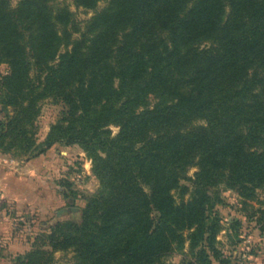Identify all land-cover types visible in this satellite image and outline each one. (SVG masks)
<instances>
[{"label": "trees", "instance_id": "trees-1", "mask_svg": "<svg viewBox=\"0 0 264 264\" xmlns=\"http://www.w3.org/2000/svg\"><path fill=\"white\" fill-rule=\"evenodd\" d=\"M53 1L0 0V151L79 144L101 189L12 264L60 250L73 264H162L185 246L192 264H237L218 235L241 219L227 227L214 208L220 186L249 200L264 185V0H109L84 27ZM47 98L66 110L38 143Z\"/></svg>", "mask_w": 264, "mask_h": 264}, {"label": "rangeland", "instance_id": "rangeland-1", "mask_svg": "<svg viewBox=\"0 0 264 264\" xmlns=\"http://www.w3.org/2000/svg\"><path fill=\"white\" fill-rule=\"evenodd\" d=\"M19 1L11 0V5L16 7ZM73 1L54 0L53 5H68L81 27H84L86 22L96 12L104 9L109 2L102 0L96 10H86L76 7ZM74 37H78V34ZM8 71V64L0 63V75H5ZM1 108L0 102V120L5 119V113ZM65 110V105L53 98L41 102L40 115L35 124L38 143L45 140L51 125L62 119ZM201 124L205 122L203 120L195 122V125ZM109 129L112 135L119 131V127L113 124ZM28 162H35L36 166L27 164ZM92 166V159L79 144L55 143L43 154L35 157L6 154L0 151V167H2L0 177L3 171L9 175L15 173L17 176V181L10 178H6V181L0 179V187L3 189L9 184L14 185L15 181L20 188H23L17 189L15 194L11 192L16 196L20 195L19 198L23 202L21 206L13 204L16 203L13 202V198H8L7 202L0 205V264H11L17 254L30 250L32 245L36 244L37 235L49 233L57 222L81 221L82 209L87 200L101 189L100 181L93 172ZM196 170L195 167L191 168L187 175L193 176ZM182 184L190 183L182 181ZM180 192V190L173 192L177 200L180 199ZM217 194L220 203L214 210L218 212L225 225L230 227L231 218L241 219V225H235L230 231L223 230L218 235L219 247L224 255H234L240 247L248 248L247 254L262 249L264 245L259 246L258 242L262 235L260 220H264V185L257 188L255 197L249 200L242 199L235 191L227 190L223 186H220ZM188 197L189 194H186L185 198ZM36 200L40 202L37 203ZM249 239H251L250 243L247 242ZM47 248L51 251V248ZM73 263V252L69 250L54 252L51 262V264ZM162 264H192V255L185 246L184 250L175 249L163 257Z\"/></svg>", "mask_w": 264, "mask_h": 264}, {"label": "crops", "instance_id": "crops-1", "mask_svg": "<svg viewBox=\"0 0 264 264\" xmlns=\"http://www.w3.org/2000/svg\"><path fill=\"white\" fill-rule=\"evenodd\" d=\"M32 164L33 166H36V163L35 162H28L27 164ZM0 168H2V167H0ZM2 173V175H1V177H0V179H1V181H6V178H10V179H13V180H15V181H17L16 180V175H15V173H11L10 175H9V173L8 174H6L7 172L6 171H3V172H1ZM14 181V185L13 184H9V186H4V190H5V192L7 193V196H6V193H5V198H4V202H7V199L8 198H13V202H16V203H13V204H18L17 206H21V204L23 203L21 200H20V195L18 196H16V195H14L15 194V191L17 190V189H23V188H20L18 185H17V183ZM6 185V184H5ZM19 187V188H18ZM11 192H13V193H11ZM18 199V200H17ZM34 201H35V198L33 199ZM3 202V203H4ZM36 202L37 203H39L40 201H38V200H36ZM2 203V204H3ZM25 204V203H24ZM37 205V204H36ZM261 238H260V241L258 242V245L259 246H263L264 245V237H262V236H260ZM264 247V246H263ZM262 247V249L260 248V250L259 249H256V251L258 252V253H256V251L254 252L253 251V253H249V254H247V256H246V259H245V264H264V248ZM244 247H240V249H243ZM240 249H238V250H240ZM29 250V249H28ZM237 252L238 251H235L234 252V254H237ZM11 264H12V261H11Z\"/></svg>", "mask_w": 264, "mask_h": 264}, {"label": "built area", "instance_id": "built-area-1", "mask_svg": "<svg viewBox=\"0 0 264 264\" xmlns=\"http://www.w3.org/2000/svg\"><path fill=\"white\" fill-rule=\"evenodd\" d=\"M4 191L3 189L0 187V205L4 202ZM248 243L251 242V239H249L247 241ZM248 248H243V249H240L238 252H237V264H245V259H246V256H247V250Z\"/></svg>", "mask_w": 264, "mask_h": 264}]
</instances>
